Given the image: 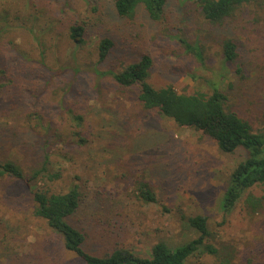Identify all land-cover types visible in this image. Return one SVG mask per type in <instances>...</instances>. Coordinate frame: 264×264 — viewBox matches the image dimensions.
<instances>
[{
    "label": "rangeland",
    "instance_id": "obj_1",
    "mask_svg": "<svg viewBox=\"0 0 264 264\" xmlns=\"http://www.w3.org/2000/svg\"><path fill=\"white\" fill-rule=\"evenodd\" d=\"M1 1L19 11L0 36V159L28 173L47 159L48 171L60 176L40 181L38 189L78 185L83 200L69 222L83 231L84 249L102 256L124 247L146 256L158 241L175 246L198 237L187 221L202 215L204 242L217 252H197L188 264H264V199L255 211L245 201L260 198L262 188L248 189L229 213L220 208L228 175L245 151L222 153L211 138L143 111L133 90L94 73L120 70L147 54L151 86L190 94L207 91V80L219 81L226 109L262 126L264 0L240 8L229 32L211 29L196 1L171 0L156 21L141 7L133 19L121 18L111 0ZM70 18L90 25L82 46L67 37L63 22ZM223 36L239 44L233 63L222 61ZM100 37L114 47L97 64ZM182 41L197 46L202 59ZM137 180L149 184L156 202L136 198ZM0 264H82L32 215L28 187L8 177L0 179Z\"/></svg>",
    "mask_w": 264,
    "mask_h": 264
},
{
    "label": "trees",
    "instance_id": "obj_2",
    "mask_svg": "<svg viewBox=\"0 0 264 264\" xmlns=\"http://www.w3.org/2000/svg\"><path fill=\"white\" fill-rule=\"evenodd\" d=\"M171 0H111L114 13L127 19H133L138 8H142L149 20H160ZM196 1L205 20L211 29L229 32V19L245 5L258 0H184ZM24 5L26 0H24ZM0 14V36L6 32L11 12L19 11L16 6L7 8L3 2ZM61 4L55 10L60 12ZM96 8L94 7L93 10ZM64 23L68 39L77 46H82L89 33L88 21L68 19ZM186 51L192 52L198 59L201 52L197 46L182 41ZM220 52L224 63H233L240 57L239 44L230 36L220 40ZM114 47L108 37H100L95 45L97 64L105 62ZM41 55V53H40ZM152 61L149 55L143 54L136 61L128 63L122 69L113 71L94 70L98 76H108L114 86L123 90H133L141 109L159 117L171 120L179 127L190 128L201 135L211 138L222 153L232 154L238 149L245 151V157L230 171L220 201L223 212L229 213L243 194L255 185L262 188L260 198L249 196L246 205L255 211L264 199V125L253 128L250 121L241 118L236 112L226 109L227 95L220 88V82L207 80V91H194L190 94L178 93L167 85L160 88L148 82ZM223 77V75L221 76ZM76 125H81L83 117H73ZM78 137H80L78 135ZM83 142V139L80 140ZM58 173L48 171L47 159L40 168L29 173L10 159H0V179L8 177L21 181L30 190L32 215L45 221L54 235L58 236L65 250L73 253L82 264H188L195 253L216 254L217 250L204 242L208 236L206 217L195 215L189 217L187 224L193 228L198 237L175 246L162 241L154 243L146 256L139 255L124 247H114L102 256L90 254L84 249L85 235L82 230L73 226L69 218L73 216L82 203V194L78 185H70L64 192H53L50 189L35 187L42 180L54 182L59 179ZM136 198L144 204L156 202V195L144 180L135 183Z\"/></svg>",
    "mask_w": 264,
    "mask_h": 264
}]
</instances>
